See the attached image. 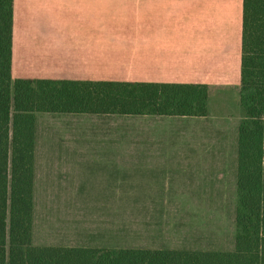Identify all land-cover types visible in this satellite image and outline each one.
<instances>
[{
	"label": "crops",
	"instance_id": "obj_1",
	"mask_svg": "<svg viewBox=\"0 0 264 264\" xmlns=\"http://www.w3.org/2000/svg\"><path fill=\"white\" fill-rule=\"evenodd\" d=\"M242 2L13 0L12 79L204 85L207 91L204 116L37 113L35 149L43 118L47 140L84 151L55 161L83 165L76 193L112 204L126 196L136 207V196L161 194L152 188L168 189L174 173L199 171L190 165L211 164L210 172L222 173L231 163L235 182ZM125 147L144 150L115 154ZM175 148L177 155L157 151ZM197 148L213 154L199 155Z\"/></svg>",
	"mask_w": 264,
	"mask_h": 264
},
{
	"label": "trees",
	"instance_id": "obj_2",
	"mask_svg": "<svg viewBox=\"0 0 264 264\" xmlns=\"http://www.w3.org/2000/svg\"><path fill=\"white\" fill-rule=\"evenodd\" d=\"M13 0H0V264H264V0H243L233 249L32 244L37 113L204 116V85L11 78Z\"/></svg>",
	"mask_w": 264,
	"mask_h": 264
},
{
	"label": "rangeland",
	"instance_id": "obj_3",
	"mask_svg": "<svg viewBox=\"0 0 264 264\" xmlns=\"http://www.w3.org/2000/svg\"><path fill=\"white\" fill-rule=\"evenodd\" d=\"M44 121L39 119L35 149L33 245L107 249H232L235 182L231 163L226 170V165H222V173L210 172L211 164L190 165L199 171L194 174L174 173L175 179L170 180L168 189L152 188V191L161 194L136 196L140 200L136 207L126 196L115 197L112 204L101 196L76 193V183L86 176L83 170H78L83 165L55 161L59 156L84 154V151L82 148L64 147L62 145L67 143L59 140H47L49 127L42 126ZM115 150V154L125 155L140 154L144 149L125 147ZM180 150L157 151L177 155ZM192 150L199 155L213 154V150L208 148ZM224 150L226 157H231V149ZM98 151H101L99 154H110L107 149H91L92 153ZM178 167L184 169L187 165Z\"/></svg>",
	"mask_w": 264,
	"mask_h": 264
}]
</instances>
